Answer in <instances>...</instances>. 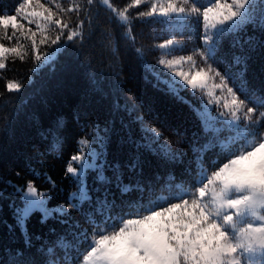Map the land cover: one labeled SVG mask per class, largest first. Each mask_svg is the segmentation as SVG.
Masks as SVG:
<instances>
[{
  "label": "snow or ice",
  "instance_id": "snow-or-ice-1",
  "mask_svg": "<svg viewBox=\"0 0 264 264\" xmlns=\"http://www.w3.org/2000/svg\"><path fill=\"white\" fill-rule=\"evenodd\" d=\"M50 2L56 11L40 0H35V8L33 0H22L11 13L0 9V70L8 67L10 58L14 62L30 56L34 64L32 71L51 66L54 54L65 51L66 45L81 44L92 34L102 11L109 13L110 21L126 29L121 32L126 42H134L130 9L143 4L147 10L135 15L166 25L173 38L154 46L160 52L156 62L158 69L144 60L140 48L134 49L137 58L156 81L154 87L180 100H183L180 91L190 88L193 94L199 92L202 100H206L203 107L197 109L206 140L191 146L195 168L191 172L186 170L187 182L167 185V196L121 201L116 210V201L109 199L106 186L114 184L123 194L132 191L133 185L124 183L119 163L108 164L104 149L93 147L94 144L107 146L115 131V120L105 122L103 127L91 124L92 138L82 137L77 141L78 153L70 157L65 169L77 188L69 194L67 206L49 207L50 191H40L32 181H28L25 188L7 182L21 196V206L14 209V218L16 227L24 235L25 246H31L27 224L34 213H40L41 224L58 217L66 218L59 222L68 224L69 210L76 209L89 227L83 228L79 235L72 233L74 243L62 236L57 238V247L74 248L77 253L72 259L65 253L64 264H264V95L247 86L245 56L233 55L223 73L213 67V63L220 62L217 54L226 37L235 36L248 24L264 31V0H211L209 6L202 7L193 0H131L123 8L115 6L112 0H72L66 7L57 0ZM69 13L75 14L76 19ZM193 20L203 25V47L194 48L191 55L177 56L175 53L186 46L176 40L174 34L188 29ZM109 37L114 55L115 38L110 34ZM238 43V40L233 41L234 45ZM248 43H252L251 37ZM40 45L56 47L49 53L41 52ZM196 57L202 66L198 65ZM23 87L18 80H9L6 84L8 92L18 93ZM240 94L245 98L241 99ZM212 104L219 111L216 117L210 115L208 105ZM128 108L137 113L135 120L142 133V147L149 151L155 149L168 163H182L186 153L174 151L164 132L149 125L138 114L135 103L129 102L124 110ZM115 111H119L118 105ZM61 127L63 125L57 122V128ZM8 130L6 124L0 127V131ZM145 140L147 143H143ZM58 144L59 139L52 146L53 150ZM209 150L216 151L206 158ZM73 162L78 167H74ZM125 167L130 171L142 169V161L133 155ZM106 169L112 172L111 177L105 175ZM90 170L96 173L94 183L104 189L95 199L85 179ZM47 179L55 188V181L51 177ZM134 186L143 192L139 182ZM85 203L88 209H84ZM79 227L72 224V228ZM48 253L54 254L55 249L48 248ZM23 256L18 250L15 257L20 259L14 258L10 264H32ZM48 264L57 262L50 260Z\"/></svg>",
  "mask_w": 264,
  "mask_h": 264
},
{
  "label": "trees",
  "instance_id": "trees-1",
  "mask_svg": "<svg viewBox=\"0 0 264 264\" xmlns=\"http://www.w3.org/2000/svg\"><path fill=\"white\" fill-rule=\"evenodd\" d=\"M21 2L0 0V9L11 13ZM40 2L56 11L50 0ZM71 2L57 0V3L65 7ZM112 2L118 8H123L131 0ZM193 2L202 7L209 6L211 0ZM33 7H36L35 0ZM146 10L143 4L139 8L130 9L134 42H126L121 37V32L126 29L110 21L109 13L102 11L92 34L86 36L81 44L73 47L66 45L65 51L54 54L51 66L32 71L34 64L30 56L24 61L15 59L13 62L10 58L8 67L0 70V127L5 124L9 127L7 132L0 131V264H10L14 258L20 259L15 257L18 250L24 253L23 259L32 264H48L50 260L64 264L65 253L69 259L77 255L74 248L60 249L55 242L62 236L74 243L72 233L79 235L83 228L89 227L81 212L70 209L71 220L68 224L59 222L60 219H66L63 217L49 219L46 224H41L40 213H34L27 224V232L32 237L31 246L26 247L24 235L16 227L14 218V209L21 206V196L7 182L25 188L26 183L32 181L40 191H50V204L67 205L69 194L77 188L72 176L65 174V169L70 157L78 153L77 141L82 137L92 138L89 133L93 123L103 127L105 122L115 120L111 141L106 147L100 146L105 151L108 164H120L124 183L133 185L132 191L123 194L114 184L106 186L110 192L109 199L114 198L116 201V210H119L121 201L167 196V185H180L189 180L187 172L195 168L191 146L203 144L206 140L197 114V109L202 108L206 100H202L199 92L193 94L190 88L180 91L179 95L183 97L180 100L153 86L156 81L145 72L134 49H142L144 60L158 69L160 66L156 62L160 52L154 46L170 35L166 25L149 22L153 18L135 15ZM68 15L76 19L75 14ZM197 26L186 32L191 34L193 43L200 48L203 47V25L201 23ZM32 28L35 30V25ZM109 34L115 38L114 55ZM249 37L252 38L251 44L248 43ZM37 38L39 40V33ZM234 40L239 43L234 45ZM3 42L8 44L7 41ZM39 47L41 52L52 53L56 46ZM233 55L246 57L244 79L247 86L264 95V31L248 24L235 36L226 37L217 54L220 62L213 63V66L223 73ZM9 80H18L24 87L18 93L8 92L6 84ZM240 98L245 97L240 94ZM129 102L137 105L138 114L149 125L164 132L174 151L182 150L186 153L182 163H168L156 154L155 149L149 151L142 147V133L135 120L137 113L131 108L124 110ZM117 105L118 112L115 111ZM57 122L63 127L57 128ZM58 139L59 144L53 150L52 146ZM215 151L209 150L206 158L212 157ZM133 155L141 159L142 169L130 171L125 167ZM105 175L111 177L112 172L106 169ZM95 176L96 173L90 170L88 189L94 199L104 190L99 183H94ZM48 177L55 181V188L48 183ZM136 182L143 189L142 193L135 188ZM83 207L89 208L87 203ZM73 223L80 227L72 228ZM50 247L55 249L52 255L48 253Z\"/></svg>",
  "mask_w": 264,
  "mask_h": 264
},
{
  "label": "rangeland",
  "instance_id": "rangeland-1",
  "mask_svg": "<svg viewBox=\"0 0 264 264\" xmlns=\"http://www.w3.org/2000/svg\"><path fill=\"white\" fill-rule=\"evenodd\" d=\"M197 27H198L197 24L193 20V21L190 22V27L188 29L183 30V31H177V32H175L174 38L176 40H178V41H181L186 46L183 51H178V52L175 53V55H177V56H187V55H191L194 48H199L196 43H193V39L194 38L191 37V34H189V33L186 32L187 30H190V29L192 30L193 28H197ZM169 38H173V37L172 36H169L166 39H169ZM166 39H164V40H166ZM161 42H163V40ZM196 60H197L198 65H201V62L199 60V57H196ZM213 67H215V66H213ZM184 68H185V70H187V68H188L187 64L184 65ZM216 91H217V94L219 95V90H216ZM208 107L210 109H212V108L215 109V110H211L210 115L212 117H216V116L219 115V111H218L217 106L215 104L208 105ZM93 147H96L98 150L99 149H103L100 145H95L94 144ZM73 166L74 167H78V165L75 162H73ZM89 172L87 173L86 178H85L86 179V182H87V186H88V180H89ZM48 204H49V207H55L58 204H64L65 206H67L65 203L50 204L49 200H48Z\"/></svg>",
  "mask_w": 264,
  "mask_h": 264
}]
</instances>
